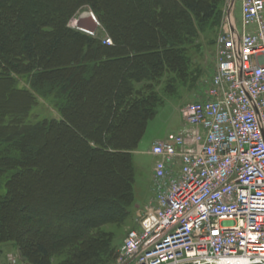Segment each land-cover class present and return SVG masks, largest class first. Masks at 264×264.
<instances>
[{"label":"trees","instance_id":"1","mask_svg":"<svg viewBox=\"0 0 264 264\" xmlns=\"http://www.w3.org/2000/svg\"><path fill=\"white\" fill-rule=\"evenodd\" d=\"M224 1L0 0V245L14 243L29 264H51L57 254L60 264L115 262L117 234L106 227L127 226L132 217L131 156L162 104L157 90L165 83L171 90L177 81L196 82L193 57L199 37L220 28ZM86 10L100 23L93 35L70 25ZM106 36L111 45L104 43ZM88 90L95 103L92 115L83 106ZM41 101L58 117L37 120L32 112ZM45 132L61 140L67 136L64 151L77 153L80 146L83 156L71 158L75 165L84 163L78 168L93 177L91 167L102 173L117 166L121 179L113 181L119 190L109 184L91 190L90 198L100 194L105 199L82 212L61 211L83 200L73 193L59 207L40 201L28 186L22 200V182L42 173V167L31 165V155L55 171L47 183L62 194L58 184L64 176L44 150ZM64 155L54 159L62 164ZM15 209L29 213L22 230Z\"/></svg>","mask_w":264,"mask_h":264},{"label":"built area","instance_id":"2","mask_svg":"<svg viewBox=\"0 0 264 264\" xmlns=\"http://www.w3.org/2000/svg\"><path fill=\"white\" fill-rule=\"evenodd\" d=\"M240 1L206 98L152 146L154 197L113 264H264V0Z\"/></svg>","mask_w":264,"mask_h":264},{"label":"rangeland","instance_id":"3","mask_svg":"<svg viewBox=\"0 0 264 264\" xmlns=\"http://www.w3.org/2000/svg\"><path fill=\"white\" fill-rule=\"evenodd\" d=\"M222 8H223L222 9L223 18L220 28L215 33H210L209 35L202 34L199 37L200 38L198 40L199 49L194 52V57H193L194 69L196 68L195 69L196 71L199 70L196 79L197 83L190 81L187 83L177 81L175 82L174 87L171 90H167L165 88V86L167 85V83H165L162 84V86L157 90L161 97L162 104L158 109L157 116L149 122L147 132L139 148L135 152H133L131 156L132 165L134 168V197H135V202L133 204V209H132V217L130 218L129 224L127 226H123L121 228L118 227L115 228V226L106 227L108 231H113V232L115 231L117 234L116 235L117 248H118L117 256L120 252L121 246L123 244L127 232L138 226L140 217L144 215V213L147 210V207L149 206V202L154 197L153 175H154V166H155L156 158L150 153L154 142L158 140H164L168 137V135L176 134L179 131H181L184 126L182 109L189 103H192L193 101H199L206 98V91L208 89V84L216 68V49H217L216 41L227 22V18L229 16L228 12L230 13H233V11L235 12L239 29L240 30L242 29L241 14H240L241 1L225 0ZM85 12L90 13L91 11L86 10ZM77 19L78 18L73 19L70 25L74 26V23L75 21H77ZM107 37L108 36H106V38ZM20 81H21L19 83L20 86L22 87L25 86V81L22 80ZM90 91L91 90H88L86 93L87 101L83 106H85L84 110L88 112V114L92 115L93 111L91 110L93 109V104L95 103H93V100L89 93ZM93 94H95V92H93ZM32 113L33 115H35L37 120L45 119V118L54 119L58 117L53 107L48 102L43 103V101H41L39 105H37L33 109ZM44 136H45L44 150L46 151L47 156L50 157V160H52V162H55L57 166L61 167L60 169L64 176V177H60L61 179L60 182L58 181L59 178L52 180L53 182L57 181L60 183L58 184L59 187L58 189L62 190V194H59L58 190L57 191L55 190L57 188L53 190L51 186L52 183H47L48 179L54 177L53 175L55 174L54 173L55 171L49 168L47 162L45 163V167L41 166L42 163L39 162L38 155L36 156L31 155L29 160L31 161L35 160V162H33L31 165L36 167L40 166V168L42 167L41 169L42 173L40 174L39 177L33 176L32 179H27V181H25L26 180L25 179L22 182L21 184L22 186L19 189V192L22 191L20 196L22 200L27 199L25 187L28 186H30L33 189L35 188L37 190V193H34V195L38 196V198H40L39 199L40 201L47 200V201L58 202L59 204H61L59 207L63 205L61 200L67 196L68 197L72 196L71 193H73L75 195V198L84 197L83 200H80L79 205L76 206L75 205L67 206V204H64L67 207L61 208V211H69V209L72 208L73 211L82 212L83 209L88 208V206H91V204L95 202L97 199L99 200L105 199V196H101L100 194H98L96 197L92 196V198H90L89 195H91L90 193L91 190L96 189L97 187L105 186V184L112 185L119 190V184L113 181L114 176L116 178L121 179L120 174H118L117 166L112 165L109 169H107V171L105 169L101 171L102 173H100L99 168L91 167L93 171L96 172V175L93 177L91 176L92 174L90 175V171L88 170L84 171L83 168H78L79 165L81 166L84 163L80 162L79 164L78 162V165H75V163L71 158V156H74L75 158H77L78 155L83 156V151L80 146L77 147V151H80L77 153L69 149L64 151V149L68 148L69 145V143L67 141L65 142L64 140L67 139V136L63 135L62 140L55 133L48 134L45 132ZM32 151L35 152V148H32ZM63 152L65 154L64 156L67 157L65 158L64 162L62 161L61 164L54 158L57 157V155H62ZM79 176H82V179L79 178ZM2 180H0V184L2 183ZM43 181H45L46 183L42 184ZM42 192H44L43 195ZM107 197L109 198L110 196ZM34 203L37 204V202ZM44 204L46 203L45 202L42 203V205ZM25 214H29L26 209L14 210V219L16 218L15 219L16 225L19 230L23 229L25 224L24 222H27V220L29 219V218L26 219ZM9 254L18 255L21 264H29L27 261H24L20 257L21 254L18 247L11 242L0 245V264H7V256ZM62 259L63 258L59 256V254H57L51 257L50 262L51 264H60Z\"/></svg>","mask_w":264,"mask_h":264},{"label":"water","instance_id":"4","mask_svg":"<svg viewBox=\"0 0 264 264\" xmlns=\"http://www.w3.org/2000/svg\"><path fill=\"white\" fill-rule=\"evenodd\" d=\"M76 25L79 30L94 33L99 26V21L91 12H84L78 17Z\"/></svg>","mask_w":264,"mask_h":264},{"label":"crops","instance_id":"5","mask_svg":"<svg viewBox=\"0 0 264 264\" xmlns=\"http://www.w3.org/2000/svg\"><path fill=\"white\" fill-rule=\"evenodd\" d=\"M235 7V6H234ZM240 14H241V10H240ZM232 15H233V17H234V19L237 21V19H236V16H235V12L233 11V13H232ZM238 23V22H237ZM156 142V141H155ZM154 142V143H155Z\"/></svg>","mask_w":264,"mask_h":264}]
</instances>
